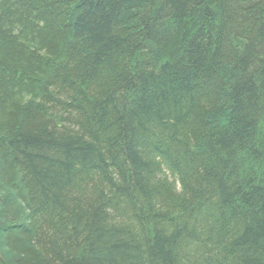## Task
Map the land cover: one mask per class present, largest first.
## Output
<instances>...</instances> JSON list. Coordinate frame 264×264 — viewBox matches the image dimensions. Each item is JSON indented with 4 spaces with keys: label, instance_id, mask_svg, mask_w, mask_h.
<instances>
[{
    "label": "trees",
    "instance_id": "trees-1",
    "mask_svg": "<svg viewBox=\"0 0 264 264\" xmlns=\"http://www.w3.org/2000/svg\"><path fill=\"white\" fill-rule=\"evenodd\" d=\"M0 264H264V0H0Z\"/></svg>",
    "mask_w": 264,
    "mask_h": 264
}]
</instances>
